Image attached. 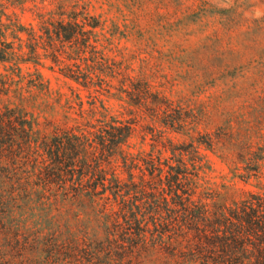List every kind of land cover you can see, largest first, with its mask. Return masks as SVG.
Returning a JSON list of instances; mask_svg holds the SVG:
<instances>
[{
	"label": "trees",
	"instance_id": "16d2710c",
	"mask_svg": "<svg viewBox=\"0 0 264 264\" xmlns=\"http://www.w3.org/2000/svg\"><path fill=\"white\" fill-rule=\"evenodd\" d=\"M40 1L37 26L0 2V264H264V159L230 125L203 133L204 104L134 78L85 0ZM43 59L108 94L86 108L52 88ZM138 133L150 149L135 151ZM210 154L259 191L212 184Z\"/></svg>",
	"mask_w": 264,
	"mask_h": 264
},
{
	"label": "rangeland",
	"instance_id": "374dc122",
	"mask_svg": "<svg viewBox=\"0 0 264 264\" xmlns=\"http://www.w3.org/2000/svg\"><path fill=\"white\" fill-rule=\"evenodd\" d=\"M85 1L90 4V14L101 21L97 31L111 40L104 44L128 59L134 78L149 83L154 94L176 102L193 99L198 107L204 104L210 119L200 127L203 133L230 125L264 159V0ZM0 2L9 15L37 26L36 5L43 6L40 0L25 7ZM42 64L37 68L52 88L67 94L75 90L86 108L91 95L108 94L98 85L88 90L63 77L50 59H43ZM28 66L35 71L31 64L23 68ZM4 73L0 62V74ZM113 84L112 92L117 93L118 80ZM105 100L114 114L124 110L117 99ZM169 136L177 142L185 139L176 133ZM132 142L135 151L150 149V136L142 143L138 133ZM210 156L215 169L212 184L235 183L238 188L259 191L254 179L248 185L239 179L230 182L228 165ZM237 156L236 152L233 159Z\"/></svg>",
	"mask_w": 264,
	"mask_h": 264
}]
</instances>
